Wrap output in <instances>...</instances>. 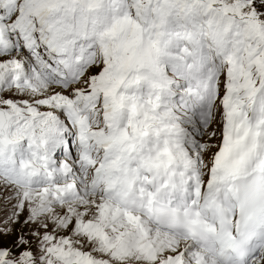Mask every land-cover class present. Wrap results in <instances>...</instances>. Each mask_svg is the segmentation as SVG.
Masks as SVG:
<instances>
[{
    "label": "snow or ice",
    "instance_id": "obj_1",
    "mask_svg": "<svg viewBox=\"0 0 264 264\" xmlns=\"http://www.w3.org/2000/svg\"><path fill=\"white\" fill-rule=\"evenodd\" d=\"M0 264H264V0H0Z\"/></svg>",
    "mask_w": 264,
    "mask_h": 264
}]
</instances>
